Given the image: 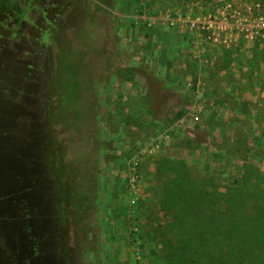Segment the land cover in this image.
Here are the masks:
<instances>
[{
    "label": "rangeland",
    "instance_id": "rangeland-1",
    "mask_svg": "<svg viewBox=\"0 0 264 264\" xmlns=\"http://www.w3.org/2000/svg\"><path fill=\"white\" fill-rule=\"evenodd\" d=\"M185 1L201 5L202 9H194L198 15L217 8L214 0ZM0 3V97L4 93L13 97L7 88H17L16 95L31 103V114L52 91L62 99H79L86 85H91L98 113L93 128L101 146L96 148L89 141L86 124L57 125L58 137L67 145L68 165L97 161L98 258L94 253L83 255L94 260L91 264H192L178 251L172 215L161 207L167 177H161L158 168L167 172L172 167L162 163L163 158L184 160L193 178L210 179L216 189L242 186L248 179V190L264 195V67L259 69L252 62V49L264 43V35L254 42L240 39L231 49L205 44L200 52L209 56L201 54V60L200 49L184 44L147 48L136 33H145L148 39L154 32L143 25L135 31L133 19L144 12L137 0H116L113 7H105L100 0ZM148 4L153 14L152 7H163L165 2L150 0ZM234 4L251 18L264 16V0H234ZM248 6L251 12L246 11ZM125 23L128 29L123 30ZM174 64L177 67L169 70ZM250 91L256 97L252 101L256 110L245 121L254 131L237 143L228 134L221 144L214 139L212 149L203 145L213 135L206 121L221 125L215 117L223 102L231 103L235 94ZM229 116H223L224 122L234 118L233 127L239 131L242 119ZM176 145L186 146L187 152L176 150ZM215 162L218 165L213 167ZM38 209L34 207L31 215ZM35 222L39 224V219ZM135 225L139 229L132 230ZM28 249L26 244L24 251ZM37 260V264L48 262L45 255ZM0 264L13 263L10 256L0 255Z\"/></svg>",
    "mask_w": 264,
    "mask_h": 264
},
{
    "label": "trees",
    "instance_id": "trees-1",
    "mask_svg": "<svg viewBox=\"0 0 264 264\" xmlns=\"http://www.w3.org/2000/svg\"><path fill=\"white\" fill-rule=\"evenodd\" d=\"M100 1L113 7L116 0ZM252 54V62L264 67V43L256 44ZM89 90L87 84L79 99H62L52 91L33 114L17 88H7L13 97H0L7 103H0V255L10 256L13 264H37L44 255L47 264L94 261L83 255L91 257L99 249L97 161L68 165L67 145L57 130L61 123L86 124L89 141L101 146ZM161 161L172 165L167 172L158 169L167 177L161 207L172 215L178 251L192 264H264V195L252 194L248 179L222 191L210 179L193 178L182 159ZM34 207L39 209L32 216Z\"/></svg>",
    "mask_w": 264,
    "mask_h": 264
},
{
    "label": "crops",
    "instance_id": "crops-1",
    "mask_svg": "<svg viewBox=\"0 0 264 264\" xmlns=\"http://www.w3.org/2000/svg\"><path fill=\"white\" fill-rule=\"evenodd\" d=\"M148 1L150 0H137L138 5H141L139 9L144 10V12L143 14H136L134 17L135 19H133V22L135 23L134 28L136 32H139V29L142 25L146 26L149 31L154 32L152 36L150 35L151 37H149L148 39H147V34L136 33V36H138L139 38H142V40L146 43L147 48L149 47V45H152V48H166L167 45L169 47L178 48V45L184 44L186 48H198L200 49L199 52L202 51L201 48H204L206 42L205 40L201 38V36L198 33L186 27L185 24H179V23L171 24V22L166 19L167 17H169L170 13H174L175 11L182 12L186 14L187 17H191V18L203 16L204 14L198 15L195 13V10H194L196 7L199 9H202L201 5H199L198 3H190L189 1H185V0H183L180 4L174 0L173 1L162 0L165 2V5H163V7L153 6L152 9H154L155 12L151 14L150 13L151 9L150 10L147 9L148 7L147 5H149ZM122 29L123 30L128 29V26L126 23L124 24ZM178 35H180V38L178 37ZM245 41L246 40H244V42ZM235 46L236 44L234 45V47ZM225 49H228V48H225ZM239 50L240 52H242V48H240ZM197 52H195V55L197 54ZM199 54H200L199 56H201V54L205 56H209L207 52L206 53L200 52ZM200 59L203 60V57L201 56ZM179 62H180L179 64L180 67H183V63H181V61ZM234 64L235 63H232V67H230V69L232 70L234 69L233 68L235 66ZM176 67H177L176 64L171 65L170 67L168 66V68H170L169 70H172V68H176ZM233 80L234 79H232V81ZM255 99L256 97L250 91V92H246L243 95L235 94V96L233 97V101H230L231 103H228L229 101H224L223 108L221 109L219 108L218 111H216L218 115L215 117L216 120L220 119V122L222 121L221 125L220 124L218 125L214 121L213 123L209 122L208 120L206 121L207 123L205 127H211L210 130L213 132L212 133L213 135H209L207 137V141L203 142V145L209 146V148L212 149L214 148V144H213L214 139H217V141L220 142L218 144H221L223 142V137L228 134L231 135V137L233 136L232 141L233 142L236 141L237 143L239 142L238 139L242 135L247 136L248 135L247 132L248 133L253 132L254 130H252L251 124H246L245 117L247 116L248 117L251 116V118L254 117L253 113L256 109L252 101H255ZM234 101H236V104H233ZM220 112L224 115L229 113L230 114L229 117H232V116L240 117V119L242 120H240L241 128H239V131H237L238 129L236 127H233L234 124L232 123L235 122V119L232 118L233 120L231 122H224L225 117L223 118L224 115L222 116ZM235 133H238V134L236 135ZM175 149L180 150V151L181 150L186 151V146L176 145ZM181 157L186 158V156L184 155ZM242 162H244V159H242ZM217 165L218 163L216 162L213 163V167ZM138 226L135 225L134 227H131V229L137 230L140 227ZM130 239H131V242L133 243L134 242L133 238H130Z\"/></svg>",
    "mask_w": 264,
    "mask_h": 264
},
{
    "label": "built area",
    "instance_id": "built-area-1",
    "mask_svg": "<svg viewBox=\"0 0 264 264\" xmlns=\"http://www.w3.org/2000/svg\"><path fill=\"white\" fill-rule=\"evenodd\" d=\"M217 8L214 11L195 18L187 17L182 12L170 13L166 19L171 24H185L186 27L198 33L206 44H215L219 48H233L240 40L254 42L264 31V16L258 18L249 17L241 8H237L234 0H214ZM252 6H248L247 12H251ZM205 48V47H204ZM210 57L204 58L208 62ZM211 60V59H210ZM196 114L194 119L198 120ZM159 147V145H156ZM134 170L136 168H133ZM132 181H135L133 177ZM136 202L135 199L132 200ZM138 248L136 251L138 252Z\"/></svg>",
    "mask_w": 264,
    "mask_h": 264
},
{
    "label": "flooded vegetation",
    "instance_id": "flooded-vegetation-1",
    "mask_svg": "<svg viewBox=\"0 0 264 264\" xmlns=\"http://www.w3.org/2000/svg\"><path fill=\"white\" fill-rule=\"evenodd\" d=\"M1 4V3H0Z\"/></svg>",
    "mask_w": 264,
    "mask_h": 264
}]
</instances>
